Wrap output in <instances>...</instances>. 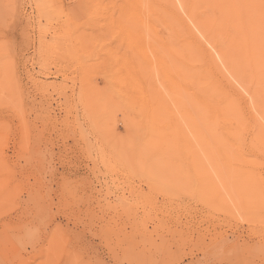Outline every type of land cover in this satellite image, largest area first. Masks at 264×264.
<instances>
[{
    "label": "rangeland",
    "instance_id": "374dc122",
    "mask_svg": "<svg viewBox=\"0 0 264 264\" xmlns=\"http://www.w3.org/2000/svg\"><path fill=\"white\" fill-rule=\"evenodd\" d=\"M153 1L0 0V264H264V138L208 119Z\"/></svg>",
    "mask_w": 264,
    "mask_h": 264
},
{
    "label": "bare ground",
    "instance_id": "6f19581e",
    "mask_svg": "<svg viewBox=\"0 0 264 264\" xmlns=\"http://www.w3.org/2000/svg\"><path fill=\"white\" fill-rule=\"evenodd\" d=\"M175 1L176 0H161L160 2L163 3L162 5H164L167 12L169 11L171 13L172 11L175 12L173 10L174 8H177ZM154 2L155 0L152 3ZM181 2L182 5L185 4L192 18L191 20H193L195 27L199 29L198 32L201 33L200 35H205L209 41L211 40V42L214 43L215 48L219 51L224 60V64L226 63V67L237 77V82L239 81L240 84H242V88L249 93L251 99L249 103L248 101L250 100H248V98H243V96L237 92L236 88L230 83L232 81L227 79L229 76L227 75L226 78V73L223 74L224 70L221 72V67L218 66L219 64H217L216 58H214L215 56L204 48L207 44L204 46L202 45L204 43L202 40L204 37H201L197 33L201 37L197 35V37H199L197 38L193 32L197 29L194 30L195 27L193 28L191 26L193 28V30H191L188 27L186 30L184 29L185 33L188 34L185 39L189 37V42H191L190 45L194 49L193 52L197 54V57H199L198 59L201 61L203 60L208 65V68L210 67L214 71H211V73H213L215 76L214 78H216L213 79V77H209L210 80L205 83L200 81L204 79L202 76L200 77L201 79H199V93H201L202 96L198 94L199 97L197 99L202 109L208 114V119L216 121L219 118H223L224 126L225 124L230 125L235 122L236 126H227L225 131L223 130L226 134L243 135V133H249L256 137L264 138V121L261 122L257 117L259 115L264 120V0H182ZM157 4L156 6L159 8L161 3ZM144 5L148 7L149 0H134L135 8H142ZM155 13L156 11L154 14ZM164 13L166 14V12ZM183 16L184 19H186L185 13ZM174 17L176 16L174 15ZM178 18H181V15ZM188 20L190 21L189 18ZM182 24L181 26H183ZM175 29L178 30L176 27L174 30ZM175 32L178 33L177 31ZM199 39L202 40L203 43H201ZM187 41L188 40H186V42ZM160 71L166 72L165 67L160 66ZM231 76L233 77V75ZM218 77H221V80ZM196 93L197 92H195V94ZM181 95L183 96V94ZM218 100L220 102H218ZM182 103L184 104V102ZM196 105L201 108L197 102ZM180 106L182 108V105ZM253 108L257 111L258 115L253 113ZM204 113L203 110L201 115L198 113L200 115V121L202 115L203 118L207 117ZM189 119L191 118L187 120Z\"/></svg>",
    "mask_w": 264,
    "mask_h": 264
}]
</instances>
